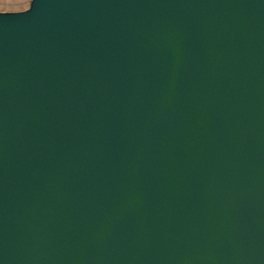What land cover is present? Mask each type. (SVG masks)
Wrapping results in <instances>:
<instances>
[{
	"label": "water",
	"instance_id": "obj_1",
	"mask_svg": "<svg viewBox=\"0 0 264 264\" xmlns=\"http://www.w3.org/2000/svg\"><path fill=\"white\" fill-rule=\"evenodd\" d=\"M0 264H264V0L0 11Z\"/></svg>",
	"mask_w": 264,
	"mask_h": 264
},
{
	"label": "rangeland",
	"instance_id": "obj_2",
	"mask_svg": "<svg viewBox=\"0 0 264 264\" xmlns=\"http://www.w3.org/2000/svg\"><path fill=\"white\" fill-rule=\"evenodd\" d=\"M31 0H0V11H20L29 7Z\"/></svg>",
	"mask_w": 264,
	"mask_h": 264
}]
</instances>
